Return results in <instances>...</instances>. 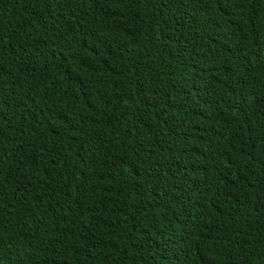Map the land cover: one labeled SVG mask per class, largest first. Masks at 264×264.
<instances>
[{"label":"trees","instance_id":"16d2710c","mask_svg":"<svg viewBox=\"0 0 264 264\" xmlns=\"http://www.w3.org/2000/svg\"><path fill=\"white\" fill-rule=\"evenodd\" d=\"M0 264H264V0H0Z\"/></svg>","mask_w":264,"mask_h":264}]
</instances>
